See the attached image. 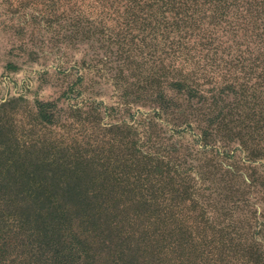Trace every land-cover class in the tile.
Returning <instances> with one entry per match:
<instances>
[{"label": "rangeland", "instance_id": "rangeland-1", "mask_svg": "<svg viewBox=\"0 0 264 264\" xmlns=\"http://www.w3.org/2000/svg\"><path fill=\"white\" fill-rule=\"evenodd\" d=\"M144 2L0 0V140L76 170L78 185L111 191L119 206L138 200V168L124 160L138 140L181 177L158 198L173 205L172 234L213 221L236 240V264H264V155L250 159L236 143L264 149V124L243 130L264 107L263 62L237 61L231 31L179 38ZM160 92L165 109L153 105Z\"/></svg>", "mask_w": 264, "mask_h": 264}, {"label": "trees", "instance_id": "trees-1", "mask_svg": "<svg viewBox=\"0 0 264 264\" xmlns=\"http://www.w3.org/2000/svg\"><path fill=\"white\" fill-rule=\"evenodd\" d=\"M142 6L167 14L179 38L189 30L203 38L231 31L236 60L264 65V0H145ZM158 95L153 105L165 109L167 100ZM246 120L245 134L264 124V107ZM236 143L250 159L264 155L242 137ZM125 146L124 160L138 168L139 186L131 190L138 200L119 206L108 199L111 191L78 185L76 170L50 168L44 159L21 155L8 138L0 140V264H236V240L215 234L213 221L195 235L172 234L173 205L158 198L182 186L181 177L170 162L143 154L138 140ZM182 194L187 198L185 189Z\"/></svg>", "mask_w": 264, "mask_h": 264}]
</instances>
